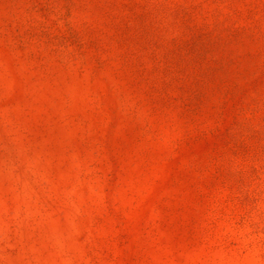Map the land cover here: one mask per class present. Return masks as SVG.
Masks as SVG:
<instances>
[{
	"label": "rangeland",
	"instance_id": "374dc122",
	"mask_svg": "<svg viewBox=\"0 0 264 264\" xmlns=\"http://www.w3.org/2000/svg\"><path fill=\"white\" fill-rule=\"evenodd\" d=\"M0 264H264V0H0Z\"/></svg>",
	"mask_w": 264,
	"mask_h": 264
}]
</instances>
